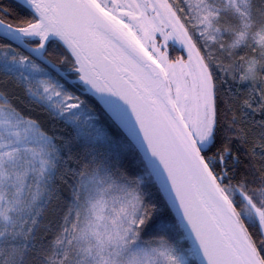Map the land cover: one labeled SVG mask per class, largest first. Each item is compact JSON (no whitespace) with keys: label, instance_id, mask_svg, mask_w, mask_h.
Instances as JSON below:
<instances>
[{"label":"snow or ice","instance_id":"snow-or-ice-1","mask_svg":"<svg viewBox=\"0 0 264 264\" xmlns=\"http://www.w3.org/2000/svg\"><path fill=\"white\" fill-rule=\"evenodd\" d=\"M16 6L0 18V264H264V0Z\"/></svg>","mask_w":264,"mask_h":264},{"label":"trees","instance_id":"trees-1","mask_svg":"<svg viewBox=\"0 0 264 264\" xmlns=\"http://www.w3.org/2000/svg\"><path fill=\"white\" fill-rule=\"evenodd\" d=\"M171 2V0H169ZM0 9H3V11H0V18L4 19L6 23H11V24H16L18 23L20 18L25 17L26 15V10L22 11L20 8L16 6V0H0ZM7 13V14H5ZM164 50V49H162ZM169 55V59H177L180 57H184L187 59V52L185 49H182V47L177 46L175 43H169L168 49L166 51ZM52 59H56L55 56L51 57ZM217 75H222L217 70ZM83 98V97H82ZM94 106L97 108L99 112H103V106L99 103L98 100H96L94 97L90 98ZM17 104L19 107H25L27 105V101L24 99L23 94L19 95V99H17ZM33 116L37 117L40 119L47 128L52 129L53 127L59 128V125H53L49 120L48 117L43 113L41 109L38 107L35 108V110L31 113ZM106 118V117H105ZM261 117L259 114L256 115V120H260ZM60 131H63V129H60ZM247 149L242 147L241 148V153H244ZM247 163V162H246ZM252 163L255 164L256 169H259L260 164L259 160H255ZM153 193L155 194V189H153ZM171 214L174 217L175 214L171 210Z\"/></svg>","mask_w":264,"mask_h":264},{"label":"rangeland","instance_id":"rangeland-1","mask_svg":"<svg viewBox=\"0 0 264 264\" xmlns=\"http://www.w3.org/2000/svg\"><path fill=\"white\" fill-rule=\"evenodd\" d=\"M157 43H158V44H164L163 38H162L161 36H159V34H157ZM169 43H175L177 46L181 47V45H180V43H179L178 40L174 42L172 39H169V40L167 41V45H166V47L163 48V49H164L163 51H165V52L167 51ZM185 50H186V49H185ZM186 52H187V51H186Z\"/></svg>","mask_w":264,"mask_h":264},{"label":"water","instance_id":"water-1","mask_svg":"<svg viewBox=\"0 0 264 264\" xmlns=\"http://www.w3.org/2000/svg\"><path fill=\"white\" fill-rule=\"evenodd\" d=\"M6 23V22H5ZM173 212H174V214H175V211L174 210H172Z\"/></svg>","mask_w":264,"mask_h":264}]
</instances>
